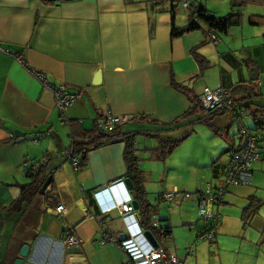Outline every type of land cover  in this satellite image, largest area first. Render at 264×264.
Returning <instances> with one entry per match:
<instances>
[{"label": "crops", "instance_id": "obj_1", "mask_svg": "<svg viewBox=\"0 0 264 264\" xmlns=\"http://www.w3.org/2000/svg\"><path fill=\"white\" fill-rule=\"evenodd\" d=\"M179 5L173 0H0V264H13L24 243L28 249L20 264H133L116 241L104 238L105 233L117 240L128 234L119 209L105 210L134 198L122 182L127 170L124 143L90 149L86 164L79 167L77 157L66 156L70 138L51 86L63 83L80 93L64 110L76 130L93 127L108 111L126 117L121 129L153 136L189 123L181 114L191 105L190 94H197L201 85L209 87L210 77L200 78L211 75V70H218L217 84L232 88L242 83L264 97L263 30L246 35L244 24L238 23L224 35L216 34L221 41L213 44L208 25L196 18L192 6L189 13ZM257 5V12L248 17L250 25L264 19V6ZM206 7L220 13L231 6ZM192 18L197 26L172 33L173 25L181 28ZM193 51L208 61L206 69L201 70ZM251 67H257L256 79L249 78ZM98 69L100 81L93 83ZM190 79L192 89L184 90ZM230 120L234 122V116ZM125 121L134 126L125 128ZM187 134H181V140ZM238 135L227 153L211 154L210 163L201 164L208 166L203 173L207 184H222L231 152L243 144L242 134ZM143 139L135 142L136 151ZM45 153L55 155L43 167L47 171L54 166L51 182L23 208L8 209L32 180L27 167L43 161ZM198 172L197 161L194 166L181 165L179 181L157 191L153 218L162 233L169 227L166 233H153L159 244L173 250L181 264H264V213H260L264 199L248 189L236 199L242 204L237 219H230V209L221 204L235 198V192L228 190L214 209L221 216L215 237L192 239L198 192L188 197L176 192L169 200L162 194L174 187L195 189ZM146 197L152 201L151 191L146 190ZM253 198L260 204L249 213ZM60 203L63 209L58 211ZM133 217L138 227L149 229L142 224L139 209L133 210ZM256 222L257 229H245ZM65 229L82 239L77 252H69L61 242Z\"/></svg>", "mask_w": 264, "mask_h": 264}, {"label": "trees", "instance_id": "obj_2", "mask_svg": "<svg viewBox=\"0 0 264 264\" xmlns=\"http://www.w3.org/2000/svg\"><path fill=\"white\" fill-rule=\"evenodd\" d=\"M247 2H258L260 4H264V0H230V10L222 15H217L211 12L205 4L199 2L198 4L192 3V11L196 18L208 25L209 32H215L216 34H219V32H226L230 26L240 23L242 14L240 9ZM171 11L172 15L174 16V8ZM197 25V21L192 18L191 21H189L185 26L181 28H174L173 25L172 33L180 34L181 32L189 30ZM193 55L201 70L208 67V61L204 58L203 55H201L197 51H193ZM183 88L184 90H188V87H186V85L185 87L183 86ZM230 89L232 97L235 101V104L233 106L206 110L201 103L200 93L190 94L189 99L191 101V105L186 109V111L181 114V116L188 117V120L190 121L197 120L200 122H204L210 127L213 132L218 133L221 126L225 125V123L228 124L231 116H234L235 120L236 116L240 114V110L245 109L248 112V115L252 114L255 121V126L252 127V129L259 131V133L261 134V138L259 139V141L263 140L264 97H261V95L258 93V90L256 91L253 87H247L242 83H238L237 85L235 84ZM121 121L114 122L108 127H102L96 121V124L93 127L82 128L79 130H76L73 126H71L72 124L69 122L71 130V132L69 133L70 144L66 156H68L69 159L71 157H77L79 161L78 166L82 167L87 162V153L90 149L97 148L100 145L114 141H123V158L127 168L126 176H128L133 183L131 193L139 203L138 209L141 216V222L155 235L166 233L169 230V227H164V232L162 233L159 227H155L154 225H152L155 206L146 197V190L143 183L144 178L142 177V172L139 168V159L137 157V154L135 153L136 147L134 135L135 133H140L142 130L134 131L131 129L125 131L120 128ZM170 138H173V136H170L167 139ZM182 138L183 136L178 137L177 139H173L171 143H178ZM233 151H235V149H233ZM233 151L231 152V154L233 153ZM51 156L53 157L55 155H53L52 153H45L44 157L42 158L43 161H35L37 163V168H35V170H30V165L27 167V171L30 172L32 180L22 186L21 192L11 202L8 209L16 210L19 208H23L24 204H26L25 202L40 191L39 189L41 185L43 184L47 176L52 174V171L54 169L53 166V169L50 168L51 170H43L46 161L49 160ZM35 162L33 161L32 163ZM256 200L257 202H254ZM251 203L253 206L252 210L249 211V206L245 207L244 215L247 214V211H249V213L254 212L257 206H259L260 204V199L253 198Z\"/></svg>", "mask_w": 264, "mask_h": 264}, {"label": "rangeland", "instance_id": "obj_3", "mask_svg": "<svg viewBox=\"0 0 264 264\" xmlns=\"http://www.w3.org/2000/svg\"><path fill=\"white\" fill-rule=\"evenodd\" d=\"M176 3V1H174ZM195 4L203 3L205 5H212V3H217L218 5L230 3V0H194L192 1ZM178 3V2H177ZM179 7H182L181 2L179 3ZM264 6V4H260ZM191 3L189 6V10L191 9ZM257 7L260 6L257 5V2H247L241 7V24H244V31L246 35H251L253 31L255 30H263L261 31V35H264V19L261 20L262 23L259 25H250L248 24L247 20L248 17L253 12H257ZM229 9L226 11H222L220 13H215L217 15H222L226 13ZM240 27V26H239ZM261 28V29H259ZM258 33V32H257ZM225 33L222 32L219 35H224ZM221 41V40H218ZM218 41H214L213 38H211V42L213 44H216ZM206 69V68H205ZM213 69V67L209 68ZM215 69V68H214ZM212 73L205 74V76H202L200 78V81L202 79L209 78V82L206 84L209 86V88H214L216 84L219 82L218 79V70H211ZM216 71V72H215ZM216 75H215V73ZM192 79L188 82V88L192 89L193 82ZM217 82V83H216ZM191 83V84H190ZM195 86H198L196 83ZM202 86V85H201ZM201 86L197 89V93H201L203 90V87ZM195 89V88H194ZM108 112V111H107ZM121 116V115H120ZM240 121L249 128H252L255 126V121L253 119L252 114L244 115L241 117ZM98 122V121H97ZM129 121H125L122 123V125L125 126V128L134 126L132 122L127 123ZM188 133L187 137H185L180 142H176L175 144H172L171 141L173 139H177L181 136V134ZM239 125L236 120L231 121L229 120L228 124L225 123V125L221 126L219 128L218 133H214L210 127L205 124L204 122H200L197 120H191L187 125H185L180 130L170 131L169 133L161 132V134L156 133L155 136L147 134V132L141 131L140 133H135L134 140L135 142L139 139H143V141L140 142L138 145L137 151L135 150V153L138 157V164H140V170L142 172V177L144 178V185L147 186L146 190L151 191V195L153 197L152 204H156V197H157V191L162 190V188L167 185L172 186L171 182L173 180H177L180 178V167L181 165H185L186 167L194 166L196 161L198 163V185L195 187V189H192L190 187H184V190H187L188 192H191V194H196L198 190L203 189L205 185L209 182L205 178H203V173L205 169H208L207 165H201L203 163H210V156L211 154H217V153H227L229 148H231L233 141L237 140L239 137ZM164 135L168 137H164ZM142 136V137H141ZM170 136H173V138L167 139ZM152 142V143H151ZM264 139L258 141V145L261 147V149L264 148ZM146 145L147 147H144ZM262 145V146H261ZM262 158L254 160L251 163L252 168V174H251V181L249 184H229L226 187V190L224 191V194H228L230 190L231 192H235V198L233 200H230V203L224 204L228 207L231 211L229 218L230 219H237L240 214V207L242 204H239L236 199L240 196H243V190H250L251 192H256L257 195L261 196L264 199V152L262 153ZM51 165H49L50 167ZM145 181H147L145 183ZM182 187H179L181 189ZM197 188V189H196ZM176 189V188H175ZM175 189H170L171 191ZM178 190V189H177ZM178 193H184V191H178ZM223 201V200H222ZM166 204L169 202L167 200L164 201ZM218 203V204H219ZM217 203L213 204V211L216 212V207L218 206ZM220 204V205H221ZM215 209V210H214ZM225 213V211H224ZM235 213L237 215H235ZM260 213H264V202L262 206L260 207ZM218 215V222L216 223L215 230L217 231V227L221 223V216L217 212ZM226 214V213H225ZM245 229H257V222L253 226L247 225ZM195 233L192 230V239L195 238ZM250 236H253L250 234ZM197 237V236H196ZM203 237H198V240L201 241ZM190 242V241H189ZM190 243H187V246ZM186 247V246H185ZM203 258L204 261L208 260L207 251H203Z\"/></svg>", "mask_w": 264, "mask_h": 264}, {"label": "built area", "instance_id": "obj_4", "mask_svg": "<svg viewBox=\"0 0 264 264\" xmlns=\"http://www.w3.org/2000/svg\"><path fill=\"white\" fill-rule=\"evenodd\" d=\"M181 2L185 11L189 12L191 0H173ZM210 37L214 41H218L216 33L210 32ZM37 77L44 80V74L38 72ZM54 94L56 106L59 108L63 122L67 127V133L71 132L69 120L64 113L65 107L74 99L80 97L77 91H70L65 84L60 83L56 86H51ZM200 100L206 110H213L223 107H231L235 104L234 98L229 87L217 84L214 88L205 86L200 93ZM248 114L245 109L240 110V114L235 120L239 125V132L243 136V144L238 149H235L230 156L229 163L225 168L223 182L219 186L205 185L201 190H198V219L193 226L194 233L197 237L212 239L215 237V226L218 222L217 212L213 211V204L222 201V196L226 187L229 184H249L251 181V163L261 157L264 148L258 145L261 138L259 131L246 127L241 121V117ZM125 116L113 115L110 112H104L97 119L98 124L102 127H108L114 122L125 119ZM30 170L37 168V163H32ZM176 188V189H175ZM173 191H166L162 196L166 199H172L174 193L179 189L174 187ZM178 189V190H177ZM184 197L191 195V192L184 191ZM117 207L125 219L128 228V234L120 240H117L109 233L104 234L105 240L116 241V243L127 252L133 264H181V260L177 257L173 250H168L162 245L153 246L143 235L142 229L136 225L133 217L134 207L131 200H123L114 206H106L105 210H110ZM58 211L63 209V204L56 206ZM152 225L159 227L158 220L153 218ZM64 247L69 252H77L82 239L72 230L65 229L61 239ZM190 250V247L187 248Z\"/></svg>", "mask_w": 264, "mask_h": 264}, {"label": "water", "instance_id": "obj_5", "mask_svg": "<svg viewBox=\"0 0 264 264\" xmlns=\"http://www.w3.org/2000/svg\"><path fill=\"white\" fill-rule=\"evenodd\" d=\"M257 77H258L257 67H251L250 71H249V78L250 79H256ZM100 78H101V72H100V69H98L94 74L93 83H98L100 81ZM50 179H51V175H48L47 178L45 179V181L43 182V184L41 185L40 189H39L41 192L44 191L46 186L50 183ZM122 182L124 183L127 190L132 189L133 183L128 176L124 177ZM131 203H132L134 209H138L139 203H138L137 199L132 198ZM52 211L56 212V210H54V209H52ZM142 233L153 246L159 245L158 238L153 234V232L150 229H144V230H142ZM27 249H28L27 244L24 243L21 245V247L19 249V254L21 255V257L15 258L13 264H20L21 263L22 257L25 256L27 253Z\"/></svg>", "mask_w": 264, "mask_h": 264}]
</instances>
